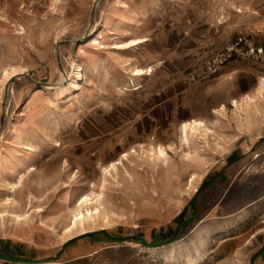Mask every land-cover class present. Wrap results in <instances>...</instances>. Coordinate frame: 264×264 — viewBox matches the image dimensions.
I'll use <instances>...</instances> for the list:
<instances>
[{"label":"rangeland","instance_id":"1","mask_svg":"<svg viewBox=\"0 0 264 264\" xmlns=\"http://www.w3.org/2000/svg\"><path fill=\"white\" fill-rule=\"evenodd\" d=\"M176 2L0 0V254L33 262L0 264H257L264 79L251 100L187 105L155 60ZM185 207L179 242L106 240L149 243Z\"/></svg>","mask_w":264,"mask_h":264},{"label":"crops","instance_id":"2","mask_svg":"<svg viewBox=\"0 0 264 264\" xmlns=\"http://www.w3.org/2000/svg\"><path fill=\"white\" fill-rule=\"evenodd\" d=\"M177 1L168 17L166 26L170 29L160 34L159 51L155 55L156 67L166 74L170 90L184 94L187 105L201 103L212 109L218 105V110L234 100L250 98L254 84L264 79V63L232 62L220 76L187 86H182L180 74L238 35L249 36L255 44L264 47V0ZM173 83L178 88L172 87ZM256 90L258 93L257 87ZM258 231L249 238V241H261L251 253L253 261L264 264V233ZM229 236L222 243L234 242L238 235Z\"/></svg>","mask_w":264,"mask_h":264},{"label":"built area","instance_id":"3","mask_svg":"<svg viewBox=\"0 0 264 264\" xmlns=\"http://www.w3.org/2000/svg\"><path fill=\"white\" fill-rule=\"evenodd\" d=\"M236 61L264 63V47L255 44L249 36L238 35L198 64L184 70L182 80L187 84L209 81L220 76L230 63ZM261 217L264 220V214Z\"/></svg>","mask_w":264,"mask_h":264},{"label":"trees","instance_id":"4","mask_svg":"<svg viewBox=\"0 0 264 264\" xmlns=\"http://www.w3.org/2000/svg\"><path fill=\"white\" fill-rule=\"evenodd\" d=\"M235 161V157L233 155H231L228 158V165L233 163ZM220 175V177H222V179H224V175H223V170H221L218 174H215V176H213V178H210L209 180H204V182L202 183V186L199 188V190L196 192V194L193 196V198L190 200V206H192V210L193 213L196 214L197 211V198L199 197L200 193H201V189L203 187H205L208 183L213 182L214 177ZM207 179V178H206ZM187 207H185V209L174 219V223H176V227L173 228L171 226H169L166 230H161L158 234L153 232L152 236H151V241L148 243L144 240V238L139 235V236H129L126 238H112L109 236H106V240L109 241H114V242H121V243H135L138 244V246L144 247V248H150V247H160L166 244H171L174 242H177L179 240H181L185 235H186V231L185 232H181V229L183 227V225H185V220H184V214L186 212ZM196 220V222L198 220H200L198 217L193 218L191 217L189 222ZM187 224V222H186ZM0 259H4V260H10V261H15V262H26V263H33L30 260H19L18 258H13L11 256H6V255H1L0 254ZM41 262H46V261H41ZM40 262V263H41Z\"/></svg>","mask_w":264,"mask_h":264},{"label":"bare ground","instance_id":"5","mask_svg":"<svg viewBox=\"0 0 264 264\" xmlns=\"http://www.w3.org/2000/svg\"><path fill=\"white\" fill-rule=\"evenodd\" d=\"M135 70H136V75H142L143 74V69H135ZM251 98L252 97L247 98V99L251 100ZM234 102H236V101H234ZM244 109H245V107H244ZM247 109L249 110L248 106H247ZM203 127H204V125H203V123L201 121L192 120V121H189V122H183V123H181V125H180V131H181V133L183 135V139L185 141H187L188 140V134H189V132H191L193 129H199V128H203ZM158 152H159L158 158H163L165 156V152L163 150H159ZM119 162H121V159H119L118 163ZM106 169L107 168H105L104 170H106ZM14 186L15 185H12V188L13 189L15 188ZM88 200H89V198H87V196H85L84 198L80 199V202L78 204V207L82 206L84 203L86 204L88 202ZM78 215H79V217H77V215H74L76 217L74 218V220H72L73 221L72 226H69V228L67 229V231H69L70 233L74 229H77L78 225L81 224V221H82L81 219L85 217V215L82 212H79ZM87 215H89V216L91 215V212H89V210H87ZM21 217H23V216L22 215H17L16 218L19 220V219H22Z\"/></svg>","mask_w":264,"mask_h":264}]
</instances>
